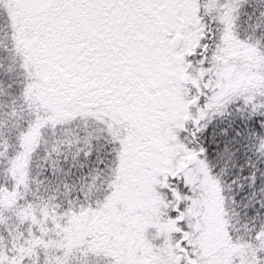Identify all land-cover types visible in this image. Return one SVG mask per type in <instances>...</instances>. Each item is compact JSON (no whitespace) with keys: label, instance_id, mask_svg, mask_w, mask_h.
Segmentation results:
<instances>
[{"label":"snow or ice","instance_id":"obj_1","mask_svg":"<svg viewBox=\"0 0 264 264\" xmlns=\"http://www.w3.org/2000/svg\"><path fill=\"white\" fill-rule=\"evenodd\" d=\"M0 264H264V0H0Z\"/></svg>","mask_w":264,"mask_h":264}]
</instances>
